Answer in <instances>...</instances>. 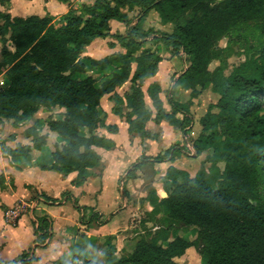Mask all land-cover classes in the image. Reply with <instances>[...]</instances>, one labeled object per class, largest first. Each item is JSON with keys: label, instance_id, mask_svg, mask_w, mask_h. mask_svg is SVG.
<instances>
[{"label": "trees", "instance_id": "obj_1", "mask_svg": "<svg viewBox=\"0 0 264 264\" xmlns=\"http://www.w3.org/2000/svg\"><path fill=\"white\" fill-rule=\"evenodd\" d=\"M11 1L0 0V35L4 44L14 46L13 52L4 47L0 64V75L6 76L0 120L25 124L41 108L65 109L62 119L48 122L50 131L66 141L53 153L48 169L78 173L77 185L86 181L89 169L103 166L96 149L115 147L99 133L101 128L116 130L104 122L106 96L114 95L116 114L127 110L130 134L146 137L152 120H166L181 129L189 125L192 102L171 99L174 112L165 113L157 84L148 90L156 113L146 104L144 84L157 74L161 62L157 52L144 48L150 37L188 65L173 92L181 86L192 90V98L208 90L218 97L201 119L193 143L195 154L208 152L205 165L210 168L202 167L194 178L169 168L172 191L168 198L157 199L152 213L162 215L159 229L147 230L133 253L121 258L109 243L104 263L92 260L86 245H76L71 264H177L175 259L190 249L206 264H264V0H89L93 3L83 5L80 14L71 8L60 26L49 17L12 18L2 11ZM152 12L162 26H173L172 33L145 28ZM112 21L125 24L126 34L112 35ZM99 38L116 39L126 53L84 58L86 48ZM236 55L245 60L228 74L229 60ZM215 62L219 66L211 70ZM89 66L100 75L86 76ZM126 82H131V91L121 97L116 90ZM180 113L185 116L182 122L177 119ZM27 136L37 150L47 145L38 123ZM32 150L20 146L5 152L16 161L30 157ZM40 223L37 234L44 246L51 238L50 226L46 219ZM193 227L195 240L176 236L171 241L173 234ZM32 259L24 254L19 261L0 264H33Z\"/></svg>", "mask_w": 264, "mask_h": 264}, {"label": "crops", "instance_id": "obj_2", "mask_svg": "<svg viewBox=\"0 0 264 264\" xmlns=\"http://www.w3.org/2000/svg\"><path fill=\"white\" fill-rule=\"evenodd\" d=\"M92 3L89 0H71L70 3L57 0H12L2 7V11L12 18L49 17L56 26H60L65 23L64 19L71 8L75 7L80 14L83 5ZM171 26L161 25L160 28H163V32L172 33ZM152 27L153 25L146 23V29ZM170 27L171 30L168 29ZM126 32L125 24L111 22L112 35H125ZM153 38L148 40L144 48L149 47L146 49L152 50L153 53L157 52L161 62L157 74L147 79L144 84L146 104L156 113L148 93L153 84L161 88L160 99L165 113L169 115L174 112L171 99L185 105L192 102L191 115L188 118L190 122L185 126L186 129L175 127L166 120L159 123L152 120L147 123L146 137L139 133L130 134L127 110H123L122 116L116 114L115 102L111 98L114 95L106 96L102 101L104 122L107 127L116 130L109 132L101 128L99 133L113 141L115 147L109 151L97 148V152L103 158V166L89 169L86 181L77 185L78 173L67 174L64 171L48 169L53 164V153L66 143L64 139L50 131L48 122L51 118L62 119L65 109L50 111L41 108L35 118L25 124L15 125L13 121L0 120V177H3L0 181V245L8 247L16 258L12 257L6 260L7 262L19 261L27 253L29 259L35 256L36 264H59L60 261L71 264L72 251L76 245H86L90 258L100 263L105 262L109 243L116 247L117 257L131 254L141 237L134 239L128 236L127 224L130 220L141 219L143 216L141 222L147 225L146 229L153 231L159 229L162 215L153 217L152 213L157 199L160 202L168 198L169 192L172 191V184L167 179L169 168L185 171L192 178L202 167L210 168L209 164L205 165L208 152L192 154L189 149H182V145L186 144L187 137L192 143L191 146L197 140L200 134V121L209 106L217 102L218 97L208 90L202 92L198 98H192V90H186L181 86L173 92V87L186 72L188 65L182 58L173 55L162 43L157 45L149 42ZM3 41L0 35V64L4 60L5 46L11 52L14 51L10 41L6 44ZM118 53H126V50L116 39L99 38L86 48L83 57L102 60ZM133 67L136 68L135 65ZM94 72L98 74L97 69L89 66L86 76H95ZM0 79L5 82L6 87L5 74L0 75ZM116 91L118 95L124 97L131 91V82H126ZM205 92L213 95L210 101L204 98ZM184 118L183 114H177L179 121H184ZM31 122L33 124L30 125ZM36 123L39 134L47 137V145L41 150L35 149L33 138L27 136V131ZM20 146L32 147L31 156H23L13 161L5 149L15 150ZM183 150L186 157L182 155ZM121 185L126 197V207L118 210L120 201L123 200ZM19 201L31 202L34 212L32 216L26 215L21 218L19 226L13 228L7 225L5 213ZM44 219L50 226L51 238L42 246L37 229L41 228L40 221ZM176 236H182L181 231L177 235L173 234L171 241ZM192 252L193 249H190L183 258L175 259V262L185 259Z\"/></svg>", "mask_w": 264, "mask_h": 264}, {"label": "rangeland", "instance_id": "obj_3", "mask_svg": "<svg viewBox=\"0 0 264 264\" xmlns=\"http://www.w3.org/2000/svg\"><path fill=\"white\" fill-rule=\"evenodd\" d=\"M146 23H148V24H150V26L151 25H153V27H158V28H160L161 27V25H160V19H159V16L156 14V13H153L152 12V14H150V15H148V17H147V19H146ZM171 27H173V26H171ZM171 27L170 28H168V29H170L171 30ZM163 29V28H162ZM161 28L160 29H157V30H161V31H163ZM170 30H168V31H170ZM167 31V30H166ZM154 37V36H153ZM150 38H152V37H150ZM149 38V39H150ZM154 42L153 40H150L149 42ZM226 44H227V41H223V42H221V46L222 47H225L226 46ZM146 48H149V47H146ZM245 59H244V57H239V56H233L230 60H229V63H230V68H229V71H228V74L231 72V70L234 68V66H236V65H238V64H240V62L241 61H244ZM219 66V63L218 62H215L214 64H212V66H211V70H214L216 67H218ZM94 74H95V76L96 77H98L100 74H96L95 72H94ZM100 77H102V75L100 76ZM212 97H213V95L210 93V92H205V96H204V98L205 99H207V101L209 100H211L212 99ZM173 100V99H172ZM213 100H215V98L213 99ZM203 102H205V101H203ZM43 121H45V119H42ZM31 124H33V122H31L30 123V125ZM45 128H46V130L45 131H47V126H45ZM190 137V136H189ZM183 148H185V149H189V147H188V144H187V142H186V144L183 146L182 145V149ZM175 149V148H174ZM185 152V150H183V153H182V155L183 156H185L186 154V152ZM179 154L177 153L176 154V156H178ZM187 156V155H186ZM185 156V157H186ZM206 168V167H205ZM207 169V168H206ZM123 185H121V196H122V199L123 200H121L120 201V205H119V207H118V210L119 209H125V207H126V197H125V195H124V193H123V187H122ZM126 193V192H125ZM123 194V195H122ZM143 216H141V219L139 218V219H137V220H130L129 222H128V224H127V226H128V231H127V234H128V236H130V237H132V238H134V239H137V237H141L142 235H144V233L149 229V228H147L146 229V227H147V225L145 224V223H142L143 221H142V218ZM99 218L101 219L102 217L101 216H99ZM95 220H97V219H95ZM142 221V222H141ZM145 227V228H144ZM181 235L185 238V239H187V240H189V241H193V240H195L196 239V237H197V229L195 228V227H193V228H189V229H186V230H182L181 231ZM131 238V239H132ZM141 239V238H140ZM132 241H134V240H132ZM26 255H27V253H25ZM14 254L12 253V252H10L9 251V249H8V247H6V246H2V245H0V262H7L6 260H8V259H12V257H14L13 256ZM15 258V257H14ZM16 259V258H15ZM32 261H33V264H36L35 262H36V258H35V256L33 257V259H32ZM177 264H206V260H205V258H203V256H201L197 251H196V249H193V252L191 253V254H188L187 256H186V258L185 259H183V260H180V261H177L176 262Z\"/></svg>", "mask_w": 264, "mask_h": 264}, {"label": "built area", "instance_id": "obj_4", "mask_svg": "<svg viewBox=\"0 0 264 264\" xmlns=\"http://www.w3.org/2000/svg\"><path fill=\"white\" fill-rule=\"evenodd\" d=\"M4 88H5V82H3L0 79V93L2 90H4ZM187 134L189 133L187 132ZM186 140H187L190 153L193 152L192 154H194L195 151H194L193 145L191 146L192 143L188 141V137L186 138ZM33 212H34V209H33V205L31 202L19 201L6 211L5 213L6 223L8 226L16 228L19 226L21 218H23L26 215L32 216Z\"/></svg>", "mask_w": 264, "mask_h": 264}]
</instances>
